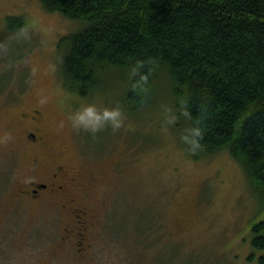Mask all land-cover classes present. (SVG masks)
<instances>
[{
  "label": "rangeland",
  "instance_id": "rangeland-1",
  "mask_svg": "<svg viewBox=\"0 0 264 264\" xmlns=\"http://www.w3.org/2000/svg\"><path fill=\"white\" fill-rule=\"evenodd\" d=\"M7 17L24 18L25 29ZM80 27L39 0H0V125L41 106L64 159L93 177L89 202L99 217L95 245L58 246L70 220L17 196L18 181L32 173L22 150L0 148V264H260L264 251L252 249L250 227L264 220L263 201L229 153L193 160L179 148L164 98L134 118L122 113L118 129L73 127L81 106L102 110L120 100L119 85L81 99L60 83L56 43Z\"/></svg>",
  "mask_w": 264,
  "mask_h": 264
},
{
  "label": "trees",
  "instance_id": "trees-1",
  "mask_svg": "<svg viewBox=\"0 0 264 264\" xmlns=\"http://www.w3.org/2000/svg\"><path fill=\"white\" fill-rule=\"evenodd\" d=\"M39 1L81 26L56 43L69 94L86 99L119 85L118 108L130 118L164 98L179 148L193 160L229 153L264 203V0ZM250 230L252 249L264 251V220Z\"/></svg>",
  "mask_w": 264,
  "mask_h": 264
},
{
  "label": "flooded vegetation",
  "instance_id": "flooded-vegetation-1",
  "mask_svg": "<svg viewBox=\"0 0 264 264\" xmlns=\"http://www.w3.org/2000/svg\"><path fill=\"white\" fill-rule=\"evenodd\" d=\"M14 96V102L19 104L25 91ZM41 108L36 105L22 110L9 123L0 125V148L8 152L22 150V159L26 161L24 171L32 173L27 182L18 181L17 196L39 205L55 206L64 221L70 220L58 237V246L95 245L99 217L89 202L93 177L87 178L85 165L73 166L64 159L65 149L57 143L55 131ZM44 173L45 179L37 176Z\"/></svg>",
  "mask_w": 264,
  "mask_h": 264
},
{
  "label": "clouds",
  "instance_id": "clouds-1",
  "mask_svg": "<svg viewBox=\"0 0 264 264\" xmlns=\"http://www.w3.org/2000/svg\"><path fill=\"white\" fill-rule=\"evenodd\" d=\"M135 72L136 69H133ZM146 79V77H142ZM70 119L72 121L73 127L76 128H86L93 131L102 128L105 124H109L112 128L118 129L123 120V115L121 110L118 107H104L102 110H98L95 104H85L77 111H74ZM63 121H61V126ZM194 136H200L201 131L199 128H194L191 130ZM186 142H189L192 146V149L199 147V142L196 139L189 140L188 136L182 137Z\"/></svg>",
  "mask_w": 264,
  "mask_h": 264
}]
</instances>
